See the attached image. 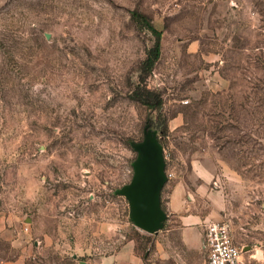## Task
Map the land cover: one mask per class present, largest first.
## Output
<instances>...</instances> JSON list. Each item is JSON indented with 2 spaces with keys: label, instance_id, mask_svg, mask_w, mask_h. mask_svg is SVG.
<instances>
[{
  "label": "rangeland",
  "instance_id": "374dc122",
  "mask_svg": "<svg viewBox=\"0 0 264 264\" xmlns=\"http://www.w3.org/2000/svg\"><path fill=\"white\" fill-rule=\"evenodd\" d=\"M133 11L161 31L159 126L130 97L154 41ZM152 128L161 202L180 187L183 212L264 250V0H0V260L145 249L121 188Z\"/></svg>",
  "mask_w": 264,
  "mask_h": 264
},
{
  "label": "crops",
  "instance_id": "0c3cea01",
  "mask_svg": "<svg viewBox=\"0 0 264 264\" xmlns=\"http://www.w3.org/2000/svg\"><path fill=\"white\" fill-rule=\"evenodd\" d=\"M180 192V187H176L170 193L166 205L162 203L167 217L169 214L177 216L175 225L147 233L146 247L142 250L138 248L136 240L126 239L114 251L94 259V264H207L203 230L212 215L183 212ZM233 240L236 243L234 237ZM238 245L246 249L243 253L245 264H264V250L261 247ZM22 257L0 260V264H23Z\"/></svg>",
  "mask_w": 264,
  "mask_h": 264
},
{
  "label": "water",
  "instance_id": "95a60500",
  "mask_svg": "<svg viewBox=\"0 0 264 264\" xmlns=\"http://www.w3.org/2000/svg\"><path fill=\"white\" fill-rule=\"evenodd\" d=\"M133 148L136 157L132 163V177L121 188V193L128 199L133 225L146 233H154L163 227L167 218L161 192L168 179L156 130L148 129L143 140Z\"/></svg>",
  "mask_w": 264,
  "mask_h": 264
},
{
  "label": "trees",
  "instance_id": "16d2710c",
  "mask_svg": "<svg viewBox=\"0 0 264 264\" xmlns=\"http://www.w3.org/2000/svg\"><path fill=\"white\" fill-rule=\"evenodd\" d=\"M132 16L148 29L154 37L153 44L146 51L144 59L141 61L142 75L140 76V83L134 86L130 94L131 99L145 106L146 109L156 111L157 123L156 126L163 125L162 119V103L163 99L160 91L149 88L144 83L145 77L151 72L152 67L160 54V36L161 31L153 26L151 20L142 13L133 11ZM153 130V128H152ZM156 130V129H154ZM157 140L161 143V139L157 136ZM163 207V206H162Z\"/></svg>",
  "mask_w": 264,
  "mask_h": 264
},
{
  "label": "built area",
  "instance_id": "2783aa9c",
  "mask_svg": "<svg viewBox=\"0 0 264 264\" xmlns=\"http://www.w3.org/2000/svg\"><path fill=\"white\" fill-rule=\"evenodd\" d=\"M203 248L207 264H245L244 247L235 243L229 225L224 221L205 223Z\"/></svg>",
  "mask_w": 264,
  "mask_h": 264
}]
</instances>
